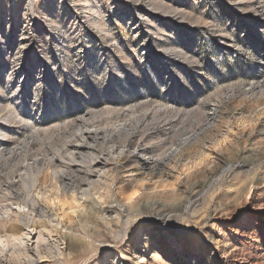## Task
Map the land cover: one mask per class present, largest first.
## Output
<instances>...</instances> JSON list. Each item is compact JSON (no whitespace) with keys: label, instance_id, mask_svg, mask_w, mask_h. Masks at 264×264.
I'll return each mask as SVG.
<instances>
[{"label":"rangeland","instance_id":"obj_1","mask_svg":"<svg viewBox=\"0 0 264 264\" xmlns=\"http://www.w3.org/2000/svg\"><path fill=\"white\" fill-rule=\"evenodd\" d=\"M0 141L1 215L76 186L38 264H264V0H0Z\"/></svg>","mask_w":264,"mask_h":264},{"label":"bare ground","instance_id":"obj_2","mask_svg":"<svg viewBox=\"0 0 264 264\" xmlns=\"http://www.w3.org/2000/svg\"><path fill=\"white\" fill-rule=\"evenodd\" d=\"M97 131H98V129L94 128L92 132L97 133ZM188 139H190V137L186 138L185 141H187ZM84 145L85 144L82 142L79 144L71 145L72 147H69L68 149L71 151V154L74 155L76 153H79L81 150V146H84ZM89 145L91 146V144H89ZM4 148H5L4 144L0 141V153H1V151L3 152ZM179 148H180V146H178L174 150V152L178 151ZM119 151H120L121 155H125L127 150L124 147V148H121ZM127 154H129V153H127ZM71 158H73V157H71ZM11 160H12V158H11ZM97 160L93 159L91 164L93 166L97 167V169L95 170V172H98L96 178L102 179L101 172L102 171L104 172L105 167L99 168L100 166L97 165ZM128 160L131 162L139 163V164L143 163V165L148 166V167H150V166L152 167V165H154V162H155L154 159L146 156L144 154V152H142L138 148H135L134 150L130 151V155H129ZM54 162H55L54 158H50L49 160H46L43 157L34 158L31 160H28V159L24 160V163L22 166H23V170L25 171L24 172L25 175L23 173H20V177H21L20 179H22V181L24 183L23 186L27 188V190L24 191V192H26V194H25L26 200L25 201H26L27 205L24 206L21 203V205L24 207H21L18 205L19 206L18 209H13L14 208L13 207V208H10L7 210L6 215L0 214V224L2 222L4 223V221H6V220H8V221L9 220H14V221L18 220L19 221V219H21L22 223L25 226H27V227L33 226V228L31 230H28L29 229L28 228L26 232H24L21 236L13 238V240L10 239L11 242L1 240V242H0V264H38L39 259H41L43 257L42 256L43 250L46 246L49 245V239L45 236V231L47 229V223L42 222V221H41L42 223L40 221H35L34 220L35 216L33 215V212H36L37 214H39V216L45 218L44 220L47 219L49 225L54 223L53 225H55V226L59 225V226H61V228L71 229L72 231H74L73 227L67 226L64 224V218L60 214V212H63V208H60L61 205L56 203L57 201H55V199L58 198V200H59L61 198V200H62L61 196H63L65 194L66 188H68V187L76 188V186L74 184V181L73 182L68 181L65 183L64 178H62L63 174H58V172H56V171H54V173L56 172L57 175H53L54 176L53 179L55 181L52 182V180H51L52 185L47 184L46 177L50 172V168L54 166ZM103 162H105V164H106V160H104ZM105 174H106V172L104 173V175ZM80 183L78 185V189H81L83 194H85L87 188H85L86 186H83L84 183H82V182H80ZM60 184H61V186H60ZM85 185H87V184H85ZM7 193H9V192H6V194ZM63 197H65V196H63ZM90 199H92V196L89 194V195H87V200H90ZM13 201H15V200H13ZM52 201H54V202H52ZM29 202L31 203V207L29 205ZM106 221H108V220H106ZM6 223H9V222H5V224ZM5 224H3V225H5ZM19 224L17 223V221L12 223L10 225V230L13 231V230L19 229L20 228ZM38 224H40V225H38ZM3 227L4 226H1L2 229H3ZM34 231L36 232L35 234H37L36 240H33V238L36 236V235H33ZM17 234H19V233H17ZM10 237H12V236H10ZM10 243L12 244V247H13V250L11 252L9 249L10 247L8 248ZM78 243H80V242H78ZM18 251L20 252L19 255L15 256L14 253L17 254Z\"/></svg>","mask_w":264,"mask_h":264}]
</instances>
